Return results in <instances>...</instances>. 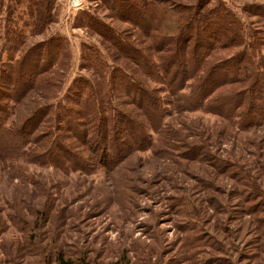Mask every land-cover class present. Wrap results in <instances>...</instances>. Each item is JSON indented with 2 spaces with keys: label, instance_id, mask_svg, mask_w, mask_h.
Here are the masks:
<instances>
[{
  "label": "rangeland",
  "instance_id": "374dc122",
  "mask_svg": "<svg viewBox=\"0 0 264 264\" xmlns=\"http://www.w3.org/2000/svg\"><path fill=\"white\" fill-rule=\"evenodd\" d=\"M221 1L244 26L264 33V17L255 16L264 0ZM86 14L118 31L130 26L112 19L101 0H84L77 11L66 0H0V63L12 23L25 32L27 47L59 38L67 58L54 96L63 98L74 78H92L86 47L114 65L102 40L83 27ZM169 123L187 131L171 141L168 133H151L153 147L113 171L65 176L0 162V264H55L58 252L83 254L91 264H264V128L222 133L217 118L199 112ZM233 164L238 169H229ZM24 175L44 179L46 190L26 185Z\"/></svg>",
  "mask_w": 264,
  "mask_h": 264
},
{
  "label": "trees",
  "instance_id": "16d2710c",
  "mask_svg": "<svg viewBox=\"0 0 264 264\" xmlns=\"http://www.w3.org/2000/svg\"><path fill=\"white\" fill-rule=\"evenodd\" d=\"M101 1L112 19L130 25L118 31L89 14L83 18L114 65L86 47L92 78H74L59 100L54 94L67 58L61 40L27 47L16 23L6 28V59L0 63L3 165L25 162L65 176L113 171L134 153L150 150L151 133L180 139L187 128H168L173 115L213 116L222 133L264 128V33L244 26L221 0ZM256 9L263 18L264 8ZM48 18L46 8L39 11L38 27ZM25 177L26 185L41 183L46 190L44 179ZM54 263L91 264L83 254L62 252Z\"/></svg>",
  "mask_w": 264,
  "mask_h": 264
},
{
  "label": "built area",
  "instance_id": "2783aa9c",
  "mask_svg": "<svg viewBox=\"0 0 264 264\" xmlns=\"http://www.w3.org/2000/svg\"><path fill=\"white\" fill-rule=\"evenodd\" d=\"M84 0H66L68 10L77 11L83 7Z\"/></svg>",
  "mask_w": 264,
  "mask_h": 264
}]
</instances>
